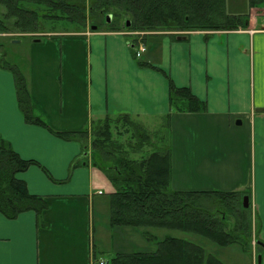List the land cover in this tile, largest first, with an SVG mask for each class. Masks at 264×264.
<instances>
[{
	"label": "crops",
	"instance_id": "obj_1",
	"mask_svg": "<svg viewBox=\"0 0 264 264\" xmlns=\"http://www.w3.org/2000/svg\"><path fill=\"white\" fill-rule=\"evenodd\" d=\"M240 2L249 8V0H226L227 13ZM258 26L254 21L247 29L190 32L176 40L150 35L140 59L124 32L44 34L26 60L32 101L52 132H82L93 121L128 114L149 130L168 128L172 190L248 194L258 243L249 251L219 246L238 250L232 258L216 256L224 264H264V24ZM159 70L190 89L207 111L172 112L168 80ZM167 116L169 126L162 127ZM0 137L23 160L37 163L17 177L48 205L44 226L33 211L14 220L0 213V264H107L117 254L156 251L143 249L152 241L142 231L110 226L114 188L107 176L83 161L84 144L25 122L14 76L1 68ZM74 160L81 163L70 172ZM114 231L122 236L111 250L104 244Z\"/></svg>",
	"mask_w": 264,
	"mask_h": 264
},
{
	"label": "trees",
	"instance_id": "obj_2",
	"mask_svg": "<svg viewBox=\"0 0 264 264\" xmlns=\"http://www.w3.org/2000/svg\"><path fill=\"white\" fill-rule=\"evenodd\" d=\"M263 13L264 0H249L248 15L240 17L227 14L226 0H0V34L18 33L32 38L44 32L42 25L67 23L74 33L95 27L96 31L146 33L144 42L148 34H164L176 40L190 32L247 29ZM108 15L112 16L110 24L106 22ZM32 39L33 43L39 38ZM130 43L135 56V42L130 39ZM5 57V51H0V68L14 76L18 107L25 122L47 129L63 141L84 144L83 161L100 169L114 188L109 198L110 226L140 230L144 239L157 246L150 253L117 254L107 264H224L197 243L174 236L158 239L150 229L198 235L221 247L251 249L254 218L250 208L243 206L248 194L172 190L168 128L152 132L132 116L120 114L93 121L82 132H52L32 101L25 72L28 62L23 60L21 69L5 63ZM159 71L168 80L172 112L207 111V104L190 89L178 88L165 72ZM169 118L162 127L169 126ZM80 163L74 160L70 172ZM33 165L37 163L23 160L0 137V213L14 220L33 211L39 225L44 226L41 215L47 202L31 195L26 183L17 177Z\"/></svg>",
	"mask_w": 264,
	"mask_h": 264
},
{
	"label": "rangeland",
	"instance_id": "obj_3",
	"mask_svg": "<svg viewBox=\"0 0 264 264\" xmlns=\"http://www.w3.org/2000/svg\"><path fill=\"white\" fill-rule=\"evenodd\" d=\"M232 5H233V7L229 10V13H227L228 15L238 16V17L248 15L249 8H248L247 4H245V2H243V3L240 2L237 4L232 3ZM226 8H227V4H226ZM237 12H239V13H237ZM232 13H237V14L234 15ZM261 13H259V14H261ZM255 23L257 26L264 24V13L262 15L257 16ZM49 24L50 23H48L46 25H42L41 31H44V32L43 33L40 32L39 34H35L33 37L34 38H40L44 34L48 35V34L61 33V32L74 33V31H75L71 27H69L67 23L58 24V25H54V26H51ZM88 29H90V28H88ZM32 38L29 36L18 34V33L0 34V51L2 53H4V51H5V53L7 54V57H5V59H4L5 63H8L9 65H19L20 68L22 69L23 60L26 61L29 57V47L32 44V40H33ZM153 129L154 128H151L152 132L157 131V130H153ZM106 201H107V199L103 200V202H106ZM97 215H101V217H102V214L99 212L97 213ZM104 222H106L105 219H101V223H103L102 228H101V232H102V234H106V231H107L106 238L108 239L111 236V233L109 232V230L104 229L105 228ZM230 224L231 225L233 224V220H231ZM149 231L153 232V234L154 233L156 234L159 231H161V232H165V234H168V235H171L174 237H179L182 239L192 241L194 243L199 244L200 246L205 248L209 253H211L217 257L222 256L224 258H232V256L235 255V252L236 251L238 252V250L236 248H233V249L221 248V247L213 244L212 242H210L209 240H206L205 238H203L201 236L190 234V233H183V232H179V231L156 230V229H150ZM118 234L119 233L114 231L113 232L114 240H112V241L109 240L108 243L104 244V245L106 247H109L111 250H114V245H118V247H119L120 241H118V239L121 238L122 234H120V235H118ZM126 236H128V234ZM132 239H133L134 243H140L138 237H132ZM251 241L253 242V239ZM111 244H112V247H111ZM149 245H150V247H149ZM142 247H143V249H148L151 247L153 249L154 248L157 249V246L155 245L154 242H151L148 245L144 244V245H142Z\"/></svg>",
	"mask_w": 264,
	"mask_h": 264
},
{
	"label": "water",
	"instance_id": "obj_4",
	"mask_svg": "<svg viewBox=\"0 0 264 264\" xmlns=\"http://www.w3.org/2000/svg\"><path fill=\"white\" fill-rule=\"evenodd\" d=\"M112 21V16L111 15H108L107 16V23H110ZM130 26V22L127 23V27ZM96 28L94 27L93 30H95ZM243 206L245 209H248L249 208V198L248 197H245L244 198V201H243ZM259 245L264 248V244L262 243H259ZM262 261V256H259L258 257V262L261 263Z\"/></svg>",
	"mask_w": 264,
	"mask_h": 264
},
{
	"label": "built area",
	"instance_id": "obj_5",
	"mask_svg": "<svg viewBox=\"0 0 264 264\" xmlns=\"http://www.w3.org/2000/svg\"><path fill=\"white\" fill-rule=\"evenodd\" d=\"M145 52V47L144 45L140 44L137 52V56H140L141 53Z\"/></svg>",
	"mask_w": 264,
	"mask_h": 264
}]
</instances>
